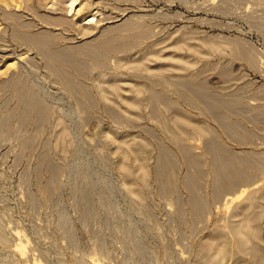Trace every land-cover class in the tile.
Listing matches in <instances>:
<instances>
[{
	"label": "rangeland",
	"instance_id": "rangeland-1",
	"mask_svg": "<svg viewBox=\"0 0 264 264\" xmlns=\"http://www.w3.org/2000/svg\"><path fill=\"white\" fill-rule=\"evenodd\" d=\"M0 264H264V0H0Z\"/></svg>",
	"mask_w": 264,
	"mask_h": 264
},
{
	"label": "bare ground",
	"instance_id": "bare-ground-1",
	"mask_svg": "<svg viewBox=\"0 0 264 264\" xmlns=\"http://www.w3.org/2000/svg\"><path fill=\"white\" fill-rule=\"evenodd\" d=\"M160 1L162 2V0H160ZM169 3H170V5H168V9H162L161 12H158L157 14H154V16H152V20H154V22L156 21L158 23L159 22L163 23V24L165 23V25L168 24L170 27H174V28L175 27H179L181 30H184L185 35L188 36L187 38L194 37V36L198 35L199 33H201V32L198 31V29H202L203 28L204 31H207L206 30L207 27L205 26V25H207V23H202V24L195 23L194 18H190V15L192 13L201 14V13H204V12H206L207 14H211L212 11H210L209 9L205 10V9H203L201 7L195 8V7L187 6V5H184V3H183V5L181 4V6L178 7L176 12H171L170 9H173V7H175V5H174L175 3H173V2L171 3V1ZM160 9H161V7H160ZM141 18H139V19H141ZM144 18H142V19H144ZM139 19H138V21H139V24H140V20ZM144 20H147V19H144ZM152 20L148 19V21H152ZM138 21H137V23H138ZM142 24H143V22H142ZM146 24H148V23H146ZM143 25H145V21H144ZM158 25H160V24H158ZM148 27H150V26H148ZM193 28H196V29H193ZM210 30L212 31L214 29L210 28ZM204 31H202L203 34H206L207 32H204ZM227 32H230V30L229 29H223V30H221L220 35H219V38H221V40L222 39L226 40V43L229 40L228 39L229 37L226 36V34H225ZM221 40H220V42H221ZM230 41H231V43L233 42L232 40H230ZM223 42L225 43V41H223ZM220 159L225 161V159L223 157H221V156H220Z\"/></svg>",
	"mask_w": 264,
	"mask_h": 264
}]
</instances>
